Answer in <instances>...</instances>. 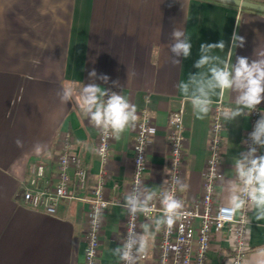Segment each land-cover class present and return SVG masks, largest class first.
<instances>
[{"label":"crops","instance_id":"obj_1","mask_svg":"<svg viewBox=\"0 0 264 264\" xmlns=\"http://www.w3.org/2000/svg\"><path fill=\"white\" fill-rule=\"evenodd\" d=\"M264 6V0H244ZM173 28L185 32L193 44L191 57L172 63ZM245 37V45L228 48L233 32ZM223 39L226 48L214 50L222 59L245 56L251 61L264 53V12L225 5L215 0H0V264H83L86 244L87 200L95 187L100 162L96 153L99 130L79 113V93L92 83L89 72L107 75L105 83L125 96L137 109V121L146 111L151 121L146 156L145 184L156 195L169 175L167 119L183 108L186 146L181 200L193 203L200 196L201 173L209 155L211 113L204 119L194 115L190 100L176 85L196 73L202 43ZM71 85L72 101L62 103L58 93ZM236 94L225 91L214 96V104L235 108ZM147 98V99H146ZM264 112V102L258 107ZM250 116V115H249ZM227 123L221 144L220 179L216 201L227 205L226 187L235 180L233 160L245 150L244 136L250 118ZM135 128L112 139L103 198L104 209L97 264H119L111 249L120 244L125 229L123 198L129 192ZM70 154L86 169L83 189L73 183V200L59 202L53 215L33 210L17 196L29 181V166L45 167L43 184L57 181V164L64 138ZM23 142L17 147L16 140ZM37 143L42 152L34 151ZM264 154V149L259 150ZM141 219L142 225L151 223ZM249 252L246 264H264V220L249 217ZM160 232V231H159ZM159 232L148 236L146 259L152 264ZM227 240L215 236L207 264H226Z\"/></svg>","mask_w":264,"mask_h":264},{"label":"built area","instance_id":"obj_2","mask_svg":"<svg viewBox=\"0 0 264 264\" xmlns=\"http://www.w3.org/2000/svg\"><path fill=\"white\" fill-rule=\"evenodd\" d=\"M106 89L113 91L111 88ZM222 112V101H218L214 104L211 113L209 155L205 169L201 173L200 196L191 204L181 200V190L174 182L176 177H179L183 182L184 174V149L187 142L182 123L184 114L182 106L168 115L169 175L164 188L156 195L158 204L153 200L151 201L153 211L147 216L138 214L135 218H130L125 210V229L122 240L125 239L128 231L139 232L141 219L150 220L154 215H162L160 199L163 192H171L182 201L184 208L174 226L171 229L161 228L157 236L156 256L152 264H207L208 253L215 236H220L228 242L229 254L226 257V264H246L250 248L249 217L252 211L246 208L233 212L228 208V205L216 201V186L220 179L222 135L225 130ZM259 117L258 108L250 114V127L244 136V141L248 139ZM150 125V118L146 111H142L135 129L129 192L132 191L137 182L145 184ZM112 139L111 134L105 137L99 131L96 153L100 162V170L95 187L91 191V198L87 200L89 208L86 220L83 264H97L99 256L102 217L96 219L93 214L96 208H101L104 212L105 207L110 204L103 198V187L107 175L106 167ZM244 146V151H246L247 145L245 143ZM137 149L142 151L139 152ZM28 173L29 181L27 184H22L17 196L23 204L31 209L41 210L49 215L55 214L60 201L75 199L69 193L71 182L76 191L83 189L86 182L84 163L70 154L68 136L64 138L61 145L57 164V181L54 186L49 187L43 184L45 167L42 164H31ZM145 259L146 255L140 254L137 256L136 264ZM119 264L122 262L119 261Z\"/></svg>","mask_w":264,"mask_h":264},{"label":"clouds","instance_id":"obj_3","mask_svg":"<svg viewBox=\"0 0 264 264\" xmlns=\"http://www.w3.org/2000/svg\"><path fill=\"white\" fill-rule=\"evenodd\" d=\"M221 2L227 5L231 0ZM171 39L172 63L178 65L182 59L191 57L193 44L185 32L177 28H173ZM245 42V37L234 31L227 47L235 50L237 47H244ZM225 48L226 43L223 39L216 43L200 44L199 58L195 61L194 67L206 70L189 73L186 81L176 85L180 93L190 100L197 119H204L212 111V98L218 92L231 91L236 94V107L224 109L222 112L227 123L234 122L239 117L249 116L264 102V53L251 61L245 56H237L233 63L231 58L225 60L213 54L214 50L223 51ZM88 75L93 82L83 84L80 90L79 113L105 137L111 134L113 139L119 140L126 129L135 128L136 106L119 92L95 83L96 79L107 83L109 81L107 75L98 76L95 69ZM58 95L61 102L66 104L72 101L74 89L71 85L65 86ZM243 143L247 145V150L233 160L236 176L234 181L227 183V205L233 212L247 208L254 213L256 220H264V154H259V150L264 149V112L260 113L253 131ZM16 145L22 147L23 142L17 139ZM43 149L44 146L39 143L34 145V151L37 153ZM174 182L180 190L186 187L179 177H176ZM154 196L155 193L146 185L137 182L132 191L124 196L121 207L127 211L130 218H135L138 214L147 216L153 211L151 201ZM160 205L161 216L151 223L143 224L142 232L128 231L125 239L111 249V254L122 264H136L137 256L146 252L147 238L153 234V228L155 232H159L161 228L171 229L184 208L182 201L167 191L163 192ZM103 214L101 208H96L93 215L99 219Z\"/></svg>","mask_w":264,"mask_h":264},{"label":"water","instance_id":"obj_4","mask_svg":"<svg viewBox=\"0 0 264 264\" xmlns=\"http://www.w3.org/2000/svg\"><path fill=\"white\" fill-rule=\"evenodd\" d=\"M215 1H221V0H215ZM231 4H234V5L242 7V8H248V9L264 12V6L259 5V4L249 3V2L244 1V0H231Z\"/></svg>","mask_w":264,"mask_h":264}]
</instances>
